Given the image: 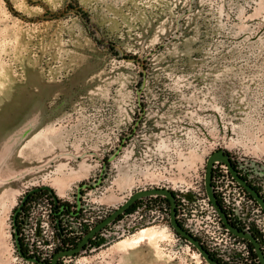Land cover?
I'll return each instance as SVG.
<instances>
[{
	"label": "rangeland",
	"instance_id": "obj_1",
	"mask_svg": "<svg viewBox=\"0 0 264 264\" xmlns=\"http://www.w3.org/2000/svg\"><path fill=\"white\" fill-rule=\"evenodd\" d=\"M219 148L264 196V0H0V264H40L14 238L28 191L101 220L156 186L215 259L249 264L197 193ZM169 217L163 194L144 195L58 264H117L113 242L142 226L166 231L138 244L158 264H209ZM241 221L264 251L256 200Z\"/></svg>",
	"mask_w": 264,
	"mask_h": 264
},
{
	"label": "built area",
	"instance_id": "obj_2",
	"mask_svg": "<svg viewBox=\"0 0 264 264\" xmlns=\"http://www.w3.org/2000/svg\"><path fill=\"white\" fill-rule=\"evenodd\" d=\"M231 161L238 174L244 177L253 187L258 189L257 185L252 183L249 177H247V173L243 171L244 166L241 162ZM213 169L212 187L214 193L225 209L231 222L234 223L238 229L249 232L248 227L241 226L243 222L241 219L243 215L248 213L249 202L253 199L256 200V198L237 180L226 162L221 160L214 161ZM258 192L260 193L259 189ZM197 193L202 194V196L206 198L211 209L215 211L218 221L222 222L226 233L233 236V239H245V237L234 233L224 225L219 212L207 195L205 186L203 190L197 191ZM56 199L57 198L53 195L44 193L42 188H35L32 191H28L20 200V204L17 208L19 220L17 231L25 249V254L23 253L22 255L27 260L40 264H48L53 253L64 247L62 244L64 241L67 239L78 241L83 236L84 231L90 229L94 223L103 216L100 209L89 210L85 205L73 206V208L71 207L70 210L65 213L63 207L59 209L55 208V204L58 203ZM48 200L54 201L55 204H46ZM257 203L260 205L258 201ZM141 217L142 215L133 222L131 225L132 229H135L134 227L141 222ZM177 217L183 227L189 232L196 237L200 235V230L196 226L192 223L184 222L179 215ZM127 230L129 231V229ZM116 233L118 232L109 229L106 233H103L100 239L102 240L109 237V234L114 235ZM65 245L68 246L67 244ZM213 254L215 253L213 252ZM65 256L70 257V254L62 255L61 257ZM33 259H36V261ZM249 261L251 262V259H249ZM235 263L237 264L238 262Z\"/></svg>",
	"mask_w": 264,
	"mask_h": 264
},
{
	"label": "water",
	"instance_id": "obj_3",
	"mask_svg": "<svg viewBox=\"0 0 264 264\" xmlns=\"http://www.w3.org/2000/svg\"><path fill=\"white\" fill-rule=\"evenodd\" d=\"M221 160L223 162H226L229 166L230 171L232 174L237 178V180L256 198V200L260 203L261 207L264 210V198L263 196L258 192V190L253 187L250 183L246 181L244 177L238 174L235 167L231 163L229 154L224 149H215L213 150L206 158V166H205V174H204V185L207 192V195L212 202V204L215 206L219 214L221 215V218L224 222V224L234 233L243 236L253 244L255 252L259 258L260 264H264V251L261 247L259 239L256 237L255 234L247 231H242L235 227L229 220L225 213V211L222 209L220 203L217 200V196L215 195L212 187V172H213V165L214 161ZM150 194H163L170 204V223L174 230L181 234L182 236L186 237L189 242L194 244L200 254L208 261L209 264H223L222 262L215 259L209 251L200 243L199 239L196 238L194 235H192L189 231H187L177 220L176 218V200L175 195L173 191L167 187H149V188H143L138 189L134 191L129 197L125 199L124 202H122L120 205H118L113 211H111L106 217L98 221L91 229H89L85 235L77 242V244L74 247L66 248L58 250L54 253L52 256L50 262L48 264H58V259L62 255L70 254L73 255L77 252H79L85 242L89 240L92 236L95 235V233L100 230L102 227H104L107 223L115 219L121 212L125 211L127 207H129L137 198H140L144 195H150ZM14 238L15 243L17 246V249L19 253H22L21 249V243L18 236V231L15 229L14 231ZM36 261V259H33Z\"/></svg>",
	"mask_w": 264,
	"mask_h": 264
},
{
	"label": "crops",
	"instance_id": "obj_4",
	"mask_svg": "<svg viewBox=\"0 0 264 264\" xmlns=\"http://www.w3.org/2000/svg\"><path fill=\"white\" fill-rule=\"evenodd\" d=\"M140 246L116 248L113 249L111 255L117 258V264H158L154 251L152 249L144 250Z\"/></svg>",
	"mask_w": 264,
	"mask_h": 264
},
{
	"label": "bare ground",
	"instance_id": "obj_5",
	"mask_svg": "<svg viewBox=\"0 0 264 264\" xmlns=\"http://www.w3.org/2000/svg\"><path fill=\"white\" fill-rule=\"evenodd\" d=\"M165 235L166 231L163 228H157L155 226H143L137 229L133 234L122 236L121 238L114 241L112 247L129 248L140 244V242L144 240L155 241L157 237L163 238ZM196 254H198V252Z\"/></svg>",
	"mask_w": 264,
	"mask_h": 264
},
{
	"label": "trees",
	"instance_id": "obj_6",
	"mask_svg": "<svg viewBox=\"0 0 264 264\" xmlns=\"http://www.w3.org/2000/svg\"><path fill=\"white\" fill-rule=\"evenodd\" d=\"M43 192L44 193H47V194H53V191H52V189L51 188H44L43 189ZM53 196H54V194H53ZM157 196V195H156ZM55 197V196H54ZM56 200H58V203H54V201H52V200H48V201H46V204H55V208L56 209H59L60 207H63V211L65 212V213H67L68 212V210H70V205H69V203L68 202H65V201H62V200H60V199H56ZM167 200V199H166ZM168 201V200H167ZM97 221H100L99 219L97 220ZM96 221V222H97ZM95 222V223H96ZM94 223V224H95ZM89 229H87L86 231H84V234L88 231ZM76 242L77 241H74L73 239H67L66 241H64L62 244L64 245V247H66V248H71V247H73L74 246V244H76ZM65 244H67L68 246H66ZM250 248H249V251H250V259H251V262L249 263V264H258L259 262V259H258V257H257V254H256V252H255V250H253V247H252V245H250L249 246ZM238 264V263H237ZM239 264H243V263H239Z\"/></svg>",
	"mask_w": 264,
	"mask_h": 264
},
{
	"label": "flooded vegetation",
	"instance_id": "obj_7",
	"mask_svg": "<svg viewBox=\"0 0 264 264\" xmlns=\"http://www.w3.org/2000/svg\"><path fill=\"white\" fill-rule=\"evenodd\" d=\"M230 160H231V159H230ZM231 163H232V161H231ZM213 170H214V169H213ZM212 174H213V172H212ZM204 186H205V185H204ZM256 189H257V188H256ZM257 190H258V189H257ZM215 195H216V194H215ZM137 199H138V198H137ZM166 199H167V198H166ZM175 200H176V199H175ZM217 200H218V202L220 203V201H219L218 198H217ZM168 202H169V201H168ZM176 204H177V203H176ZM220 205H221V203H220ZM130 206H131V205H130ZM130 206H129V207H130ZM221 207H222V205H221ZM127 208H128V207H127ZM127 208H126V209H127ZM126 209H125V210H126ZM222 209H223V207H222ZM223 210L225 211V209H223ZM176 211H177V209H176ZM225 213H226V212H225ZM226 215H227V213H226ZM106 216H107V215H106ZM106 216H105V217H106ZM177 216H178V214H176V218H178ZM220 216H221V215H220ZM227 217H228V215H227ZM169 220H170V217H169ZM177 220H178V222L181 224V222L179 221V219H177ZM228 220L231 222V220L229 219V217H228ZM17 223H18V221H17L16 219H14V224L16 225ZM96 223H97V222H96ZM96 223H95V224H96ZM231 223H232V222H231ZM95 224H94V225H95ZM107 224H108V223H107ZM107 224H106V225H107ZM232 224L234 225V223H232ZM94 225H93V226H94ZM106 225H105V226H106ZM181 225H182V224H181ZM224 225H225V224H224ZM93 226H92V227H93ZM182 226H183V225H182ZM234 226H235V225H234ZM92 227H91V228H92ZM142 227H143V226H142ZM235 227H236V226H235ZM91 228H90V229H91ZM102 228H103V227H102ZM102 228H101V229H102ZM185 229H186V228H185ZM186 230H187V229H186ZM187 231H188V230H187ZM98 232H100V230H98L96 233H98ZM96 233H95V234H96ZM190 233H191V232H190ZM178 234H179V233H178ZM191 234H192V233H191ZM83 235H85V234H83ZM180 235H181V234H180ZM192 235H193V234H192ZM94 236H95V235H94ZM94 236H92L91 238H93ZM181 236H182V235H181ZM194 236H195V235H194ZM82 237H83V236H82ZM82 237H81V238H82ZM183 237H184V236H183ZM195 237H196V236H195ZM81 238H80V239H81ZM91 238H89V240H88L87 242H85V244H84L83 247H85L86 244L90 242ZM184 238L187 239L186 237H184ZM196 238H197V237H196ZM80 239H79V240H80ZM245 239H246L247 244H248L249 246L252 245V247H253V249H254V246H253V244L249 241V239H247V238H245ZM79 240H78V241H79ZM187 240H188V239H187ZM247 240H248L250 243H249ZM78 241H77V242H78ZM199 241H200V240H199ZM77 242H76V244H77ZM200 243H201V241H200ZM76 244H74V246H75ZM202 245H203V244H202ZM74 246H73V247H74ZM203 246H204V245H203ZM68 247H69V246H68ZM61 249H66V247H63V248H61ZM61 249H59V250H61ZM254 250H255V249H254ZM57 251H58V250H57ZM55 252H56V251H55ZM55 252H54V253H55ZM22 253H23V252H22ZM54 253H53V255H54ZM75 254H76V253H75ZM53 255H52V256H53ZM52 256H51V258H52ZM257 257H258V256H257ZM51 258H50V260H51ZM60 258H61V256L59 257V259H60ZM59 259H58V263H59ZM258 259H259V258H258ZM50 260L48 261V263L50 262Z\"/></svg>",
	"mask_w": 264,
	"mask_h": 264
}]
</instances>
